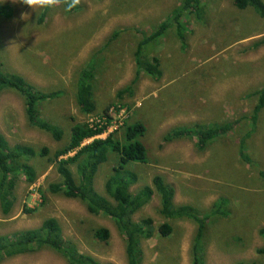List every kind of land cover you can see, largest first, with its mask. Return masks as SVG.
I'll list each match as a JSON object with an SVG mask.
<instances>
[{
	"label": "rangeland",
	"instance_id": "1",
	"mask_svg": "<svg viewBox=\"0 0 264 264\" xmlns=\"http://www.w3.org/2000/svg\"><path fill=\"white\" fill-rule=\"evenodd\" d=\"M51 1L0 0L13 11L11 17L0 20V68L21 75L42 92L59 91L56 99L41 104L40 113L63 131V140L55 141L49 133L31 127L22 98L13 91L0 93V133L11 146L25 144L36 150L44 146L52 156L66 144L75 123L98 126L110 115L105 132L96 138L114 133L120 139L125 119L142 122L148 162L127 166L139 176L130 191L150 185L152 177L160 175L174 188L175 205L193 206L202 217L217 209L208 218L211 223L201 241L202 264H264V251L259 252L264 250V239L258 234L264 228V178L260 175L264 172V46L252 48L264 36V17L251 8L236 9L232 0H201L199 16L186 13V49L167 32L151 52L160 60V80L142 74L131 94L119 97L116 93L134 77L136 43L165 21L180 1L72 0L73 11L66 10L63 0ZM115 31L119 32L116 37L112 36ZM95 50L100 51L92 82L96 110L83 115L73 99L74 80ZM255 106L259 108L254 114ZM235 120L228 134L209 142L203 151L197 150L194 139L162 143V137L175 127ZM245 134L247 163L239 152ZM32 164L36 181L29 184L19 176L10 211L4 214L0 206V236L36 229L53 218L63 239L80 254L98 264H128L124 239L114 220L91 214L80 201L51 192L49 185L60 182V177L47 157H36ZM114 165L110 155L99 167L94 179L99 194L105 195L104 183ZM160 209L154 194L132 216L135 222L147 217L153 221L152 237L140 242V264H192L196 223L167 219ZM164 222L172 225L173 233L160 237L156 228ZM101 227L109 231L106 242L93 236ZM0 264L68 262L55 251L41 249Z\"/></svg>",
	"mask_w": 264,
	"mask_h": 264
},
{
	"label": "trees",
	"instance_id": "2",
	"mask_svg": "<svg viewBox=\"0 0 264 264\" xmlns=\"http://www.w3.org/2000/svg\"><path fill=\"white\" fill-rule=\"evenodd\" d=\"M53 1L55 0H52L51 3ZM179 1L180 4L172 10L165 21L152 29L150 33H143L140 41L136 43L133 52L136 67L133 80L125 89L117 92V96L121 97L126 92L131 94L133 86L142 74L154 81L160 80L162 76L160 60L157 56L150 54L167 32L170 33V36L177 38L182 50L186 49V13L193 11L195 15L199 16L198 6L201 0ZM63 2L67 11L75 9L72 0H63ZM232 4L238 10L251 8L257 16L264 17V2L262 0H232ZM12 14V8L9 5L0 4V20L9 18ZM44 16L43 12L39 22L43 21ZM118 34L119 32L115 31L112 36L116 37ZM259 46H264V36L254 42L252 48L255 49ZM99 53L100 51L95 50L91 54L90 59L79 69L74 80L73 99L83 115H90L96 110L92 82L97 66L96 56ZM3 91H13L22 98L25 117L31 127L49 133L55 141L63 140V131L44 119L40 113L41 104L56 99L60 94L59 91L42 92L21 75L4 72L0 68V93ZM261 92L264 94V89ZM258 108V106L254 107V114ZM105 118L106 122H101L98 126L75 123L69 128L70 135L66 139V144L55 150L52 156H49L50 152L44 146L40 150L25 144L11 146L0 133V206L2 212L6 214L10 211L16 180L19 176H23L29 184L36 181L38 175L34 170L32 159L47 157V161L55 165L56 172L60 177V182L50 184L49 190L65 198L80 201L91 214H103L112 218L124 239L128 264H140L142 257L140 242L150 239L153 235L154 227L151 218L147 217L135 222L132 216L154 194L159 197L160 214L165 218L191 220L196 223L197 229L192 242V264H202L201 241L211 223L208 218L214 216L217 209L202 217L193 206L175 205L173 201L174 188L166 183L164 177L160 175L152 177L150 185L132 193L130 188L138 181L139 176L127 166L130 163L146 164L148 162L147 149L142 141L146 126L142 122L132 123L131 119L130 123L125 119L120 127L122 129L120 139L115 138L114 133L104 139L96 138L103 134L111 120L110 116L106 115ZM236 124L237 120L212 126L195 124L190 127H175L162 137V143L194 139L197 150L203 151L209 142L228 134ZM87 139L92 140L83 145ZM245 139L246 134L240 140L239 152L241 158L247 163L248 159L243 153ZM72 152L74 154L69 156L68 154ZM110 155L114 156L115 165L104 183L105 196L95 190L94 179L99 167L107 163ZM70 167L75 169V173ZM260 175L264 178V172H260ZM26 212H30V210H26ZM156 230L160 237H167L173 233V227L168 222L162 223ZM258 234L264 239V228H260ZM93 236L106 242L109 239V231L103 227L96 228ZM41 249L55 251L64 257L68 264H98L92 258L80 254L73 243L63 239L61 228L53 218L45 219L36 229L0 236V261ZM263 251V249L259 250V252Z\"/></svg>",
	"mask_w": 264,
	"mask_h": 264
},
{
	"label": "built area",
	"instance_id": "3",
	"mask_svg": "<svg viewBox=\"0 0 264 264\" xmlns=\"http://www.w3.org/2000/svg\"><path fill=\"white\" fill-rule=\"evenodd\" d=\"M109 116H110V115H109ZM110 117H111V116H110ZM102 121H103V119H101L99 123H101ZM104 132H105V131H104ZM104 132H103V133H104ZM101 135H102V134H101ZM98 136H100V135H98ZM87 140H90V139H87ZM87 140H85V141H87ZM85 141H84V142H85Z\"/></svg>",
	"mask_w": 264,
	"mask_h": 264
}]
</instances>
